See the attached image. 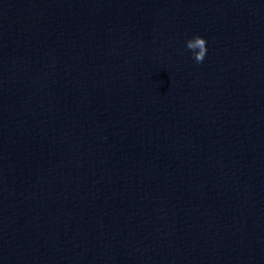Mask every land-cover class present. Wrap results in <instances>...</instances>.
<instances>
[{
  "label": "water",
  "instance_id": "95a60500",
  "mask_svg": "<svg viewBox=\"0 0 264 264\" xmlns=\"http://www.w3.org/2000/svg\"><path fill=\"white\" fill-rule=\"evenodd\" d=\"M0 264H264V0H0Z\"/></svg>",
  "mask_w": 264,
  "mask_h": 264
},
{
  "label": "clouds",
  "instance_id": "9594fccd",
  "mask_svg": "<svg viewBox=\"0 0 264 264\" xmlns=\"http://www.w3.org/2000/svg\"><path fill=\"white\" fill-rule=\"evenodd\" d=\"M186 48L193 53L196 63H202L207 54V41L205 38L196 35L186 41Z\"/></svg>",
  "mask_w": 264,
  "mask_h": 264
}]
</instances>
